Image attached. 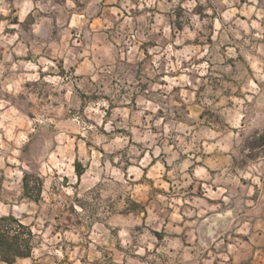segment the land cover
<instances>
[{
    "label": "rangeland",
    "instance_id": "1",
    "mask_svg": "<svg viewBox=\"0 0 264 264\" xmlns=\"http://www.w3.org/2000/svg\"><path fill=\"white\" fill-rule=\"evenodd\" d=\"M8 214L35 234L12 264L252 255L264 0H0Z\"/></svg>",
    "mask_w": 264,
    "mask_h": 264
},
{
    "label": "trees",
    "instance_id": "2",
    "mask_svg": "<svg viewBox=\"0 0 264 264\" xmlns=\"http://www.w3.org/2000/svg\"><path fill=\"white\" fill-rule=\"evenodd\" d=\"M78 173H81L78 171ZM27 174L23 177L24 189L27 191ZM35 234L29 225L12 214L0 217V260L7 264L19 258L29 257L34 248ZM89 264H120L116 262L92 261Z\"/></svg>",
    "mask_w": 264,
    "mask_h": 264
},
{
    "label": "crops",
    "instance_id": "3",
    "mask_svg": "<svg viewBox=\"0 0 264 264\" xmlns=\"http://www.w3.org/2000/svg\"><path fill=\"white\" fill-rule=\"evenodd\" d=\"M244 241L252 247V255H246L244 251L236 254H226L222 259H216L215 262L207 261L205 264H264V243L262 237H250Z\"/></svg>",
    "mask_w": 264,
    "mask_h": 264
}]
</instances>
